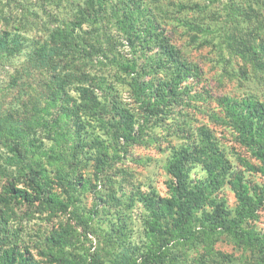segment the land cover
Here are the masks:
<instances>
[{"label":"rangeland","instance_id":"obj_1","mask_svg":"<svg viewBox=\"0 0 264 264\" xmlns=\"http://www.w3.org/2000/svg\"><path fill=\"white\" fill-rule=\"evenodd\" d=\"M26 10L27 44L0 69V84L42 46L56 53L57 79L30 80L40 101L27 112L37 122L0 124V196L8 200L10 182L30 194L4 217L0 264L10 255L90 264L93 254L102 264H264V174L246 166L260 165L250 149L264 133L251 143L239 129L264 106V57L243 45L264 35V0H0V30L6 17L13 31ZM163 38L197 77L179 83L190 87L187 105L149 116L138 82L185 72L164 59ZM203 129L229 173L214 189L201 163L191 169L209 203L185 223L166 207L176 199L168 166Z\"/></svg>","mask_w":264,"mask_h":264},{"label":"trees","instance_id":"obj_2","mask_svg":"<svg viewBox=\"0 0 264 264\" xmlns=\"http://www.w3.org/2000/svg\"><path fill=\"white\" fill-rule=\"evenodd\" d=\"M25 14L27 20L19 22L13 31L9 30L8 27L11 23L8 21V18L4 17L7 28L0 30V69L9 66L11 64V59L15 55H18L27 44V38L23 35V30L26 23L33 15L29 10H26ZM163 39L164 59H168V62H175V67H183L185 72L183 73L184 76L177 75L176 78H172L171 80L164 79L165 81L163 83H161L160 80L152 82L151 79L138 82L137 94L142 103L141 105L144 112L149 116L157 115L159 109L161 110L163 107L167 108L168 112H171L177 107L187 105L183 104V93L185 88L188 89L190 87L185 86V88L181 89V84L179 83L189 76L197 77L194 69L188 67V64L184 62L179 51L170 45L167 38ZM243 45L249 51L255 52L257 50L258 54L264 57V35L258 36L256 39L252 40V42L248 40L244 41ZM55 55L56 53L51 52L50 48L46 50L45 47L42 46L33 51L26 66L14 67L11 71L8 70L7 79L0 84V124H8L10 128L17 130L22 124H34L37 122L33 115H28L27 112V106L30 103L39 104L40 101V97L35 93L28 94L29 91H33V84L30 83V80L31 78L47 75L48 78L56 81L57 76L55 73L57 67L55 65L56 63H52ZM176 79H178V82L175 81ZM80 93L83 97L85 96L86 99H89L88 87H80ZM150 98H154L155 102L153 101V103H151ZM92 106L94 105L90 107ZM117 107L115 108L117 109ZM250 111H254V114L250 112L254 116H245L243 120L246 121L247 124H242L239 129L240 132L246 131L252 134V143L255 139L254 134L260 135V132L264 133V106L257 105L252 107ZM100 113L101 112L96 113L95 110H91L90 116H99ZM180 113L182 112L180 111ZM100 115L102 121H104L106 113L103 116L102 114ZM241 116H244V114H241ZM109 118L111 119L109 120ZM109 118H107L108 123L114 124L116 121H114V115H110ZM256 122H261L263 124H258ZM120 136L121 138L126 137L125 132H121ZM199 136L201 139L198 140V142L192 141L190 145L182 147L175 156L173 155L168 166L170 170L169 173L173 176V180H175L176 199L171 198L170 203L169 200H167L166 207H168L173 215L178 217V220L185 221V223L188 222L187 218H190L194 213L196 214L197 208L204 210L205 206L209 203V195L206 193V187L194 185L192 182L189 176L191 169L194 168L197 163H201L207 174L213 176V178H211L213 182L211 186H214V189H218L219 186L225 182L226 174L229 173L227 160L217 147L213 135L203 129ZM200 141L205 145L202 150V155L198 156L200 152ZM263 143H257V145L250 149L253 151L256 159L259 158L258 161L260 165H256L258 162L254 165L249 163L246 165L249 170L259 171L262 172V174H264ZM4 188L9 194V198L8 200H4V197L2 198L0 196V237L3 235L2 224L5 223L4 217L8 216V213L12 211L11 207L15 204L13 201L17 199L20 202H27L30 198L28 191L13 187L12 182L8 183ZM182 229L180 230L181 233ZM1 241L0 238V242ZM20 257L21 256L15 257L10 255L6 258L5 256L1 260V263L20 264L22 260L25 259ZM26 257L28 258L27 255ZM15 260H17L16 263L14 262ZM90 261V264H102V258L99 254H93ZM30 264L35 263L32 262Z\"/></svg>","mask_w":264,"mask_h":264}]
</instances>
